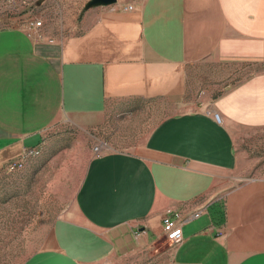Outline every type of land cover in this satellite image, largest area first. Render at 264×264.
<instances>
[{
    "label": "crops",
    "instance_id": "obj_1",
    "mask_svg": "<svg viewBox=\"0 0 264 264\" xmlns=\"http://www.w3.org/2000/svg\"><path fill=\"white\" fill-rule=\"evenodd\" d=\"M132 4L86 9L61 41L0 28V171L61 118L86 128L114 102L181 100L192 70L246 74L159 120L134 151L91 154L24 264H109L163 236V212L182 204L205 212L183 225L166 264H264V159L251 170L247 148L264 136V0Z\"/></svg>",
    "mask_w": 264,
    "mask_h": 264
},
{
    "label": "rangeland",
    "instance_id": "obj_2",
    "mask_svg": "<svg viewBox=\"0 0 264 264\" xmlns=\"http://www.w3.org/2000/svg\"><path fill=\"white\" fill-rule=\"evenodd\" d=\"M88 1L0 0V28L20 27L37 39L61 41L79 31ZM139 1L116 0L117 5ZM38 20L40 25H36ZM221 72L218 66L189 72L187 91L181 100L114 102L99 125L81 128L61 118L45 129L37 156L28 159L21 169L10 171L4 167L0 171V264H24L47 244L52 222L71 201L94 146L101 145L102 151L132 152L159 120L173 112L201 106L203 90L209 92L205 103L211 101L235 78L246 74L245 69L231 77ZM262 137L247 146L254 171L262 169ZM173 251L174 247L158 236L109 264H166Z\"/></svg>",
    "mask_w": 264,
    "mask_h": 264
},
{
    "label": "built area",
    "instance_id": "obj_3",
    "mask_svg": "<svg viewBox=\"0 0 264 264\" xmlns=\"http://www.w3.org/2000/svg\"><path fill=\"white\" fill-rule=\"evenodd\" d=\"M116 8L123 10H132V3L118 4L115 2ZM41 21L38 20L36 25H40ZM214 117L219 120V114L214 112ZM94 153L98 154L102 151L101 145H96L93 148ZM41 151L40 147L27 148L17 158L10 160L6 163L5 168L8 170L21 169L28 159L37 156ZM205 212V207L200 206L191 208L190 205L182 204L178 207L167 208L161 216V230L164 239L174 247V249L183 241V225L188 221L200 216Z\"/></svg>",
    "mask_w": 264,
    "mask_h": 264
},
{
    "label": "water",
    "instance_id": "obj_4",
    "mask_svg": "<svg viewBox=\"0 0 264 264\" xmlns=\"http://www.w3.org/2000/svg\"><path fill=\"white\" fill-rule=\"evenodd\" d=\"M116 2V0H89L86 5L85 9H88L93 6H106V5H112Z\"/></svg>",
    "mask_w": 264,
    "mask_h": 264
}]
</instances>
